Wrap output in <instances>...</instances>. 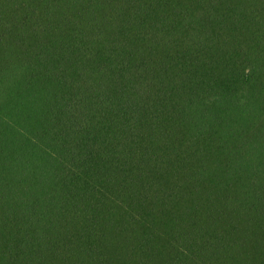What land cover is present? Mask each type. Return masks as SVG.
<instances>
[{"label":"trees","instance_id":"trees-1","mask_svg":"<svg viewBox=\"0 0 264 264\" xmlns=\"http://www.w3.org/2000/svg\"><path fill=\"white\" fill-rule=\"evenodd\" d=\"M0 264H264V0H0Z\"/></svg>","mask_w":264,"mask_h":264}]
</instances>
